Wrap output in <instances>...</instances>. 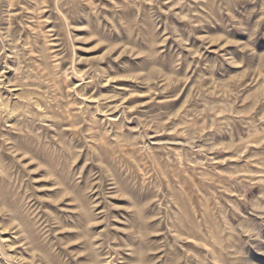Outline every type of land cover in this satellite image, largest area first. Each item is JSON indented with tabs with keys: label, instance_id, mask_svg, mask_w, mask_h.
I'll return each mask as SVG.
<instances>
[{
	"label": "rangeland",
	"instance_id": "obj_1",
	"mask_svg": "<svg viewBox=\"0 0 264 264\" xmlns=\"http://www.w3.org/2000/svg\"><path fill=\"white\" fill-rule=\"evenodd\" d=\"M0 264H264V0H0Z\"/></svg>",
	"mask_w": 264,
	"mask_h": 264
}]
</instances>
